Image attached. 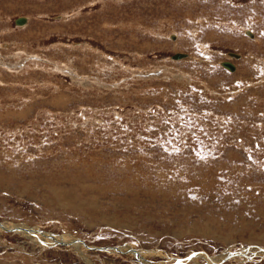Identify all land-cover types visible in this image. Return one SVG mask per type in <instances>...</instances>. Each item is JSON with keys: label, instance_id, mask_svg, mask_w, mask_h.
<instances>
[{"label": "rangeland", "instance_id": "1", "mask_svg": "<svg viewBox=\"0 0 264 264\" xmlns=\"http://www.w3.org/2000/svg\"><path fill=\"white\" fill-rule=\"evenodd\" d=\"M0 223L88 247L0 264H264V0H0Z\"/></svg>", "mask_w": 264, "mask_h": 264}, {"label": "bare ground", "instance_id": "2", "mask_svg": "<svg viewBox=\"0 0 264 264\" xmlns=\"http://www.w3.org/2000/svg\"><path fill=\"white\" fill-rule=\"evenodd\" d=\"M258 11V10H257ZM261 11V10H260ZM247 13V12H246ZM244 14V13H243ZM187 55L183 54V57H186ZM183 57H175L177 59H180V58H183ZM230 62V61H229ZM231 63V62H230ZM227 64V63H226ZM227 66V65H226ZM228 67V66H227ZM230 68V67H228ZM231 69V68H230ZM11 225V224H10ZM9 224H4V223H0V230L1 231H9V230H18V231H21V232H24V233H27L28 236L32 237V238H36L37 241L41 244L44 243V239H47V244H49L51 246V244H55V243H60V244H69V245H73V247H75L76 249H78L80 251V248L83 246V249L84 247L86 248L87 246L86 245H83L82 242H79L78 239H75L74 237H64V236H59L54 234V233H49V232H44V231H35L34 229L35 228H31V227H26V226H20V225H11L10 226ZM0 231V232H1ZM49 233V234H48ZM64 244V245H65ZM49 247V246H48ZM88 248V247H87ZM261 249L260 247L259 248H255L254 250H259ZM118 251V250H117ZM260 251V250H259ZM82 253V251H80ZM259 253H264V250H261ZM237 254V253H236ZM138 255V253H137ZM205 255V254H204ZM240 257H243V258H248L249 259V256L248 254H243V253H240L239 254ZM258 255V254H257ZM260 255V254H259ZM262 255V254H261ZM264 255V254H263ZM201 257H203L202 255H199ZM199 256H194V258H188V259H191V260H194L196 259V257H199ZM206 257H203V258H209L208 262H211V263H214V264H219L221 260H224V259H215V261H213V258L209 257L208 255H205ZM224 258V257H223ZM188 259H185V260H188ZM143 260V259H141ZM144 261V260H143ZM190 261V260H189ZM182 260H179V263H181ZM186 262V261H185ZM219 262V263H218ZM222 262V261H221ZM91 263V262H89ZM184 264V262H182ZM93 264V263H91ZM163 264V263H161Z\"/></svg>", "mask_w": 264, "mask_h": 264}, {"label": "water", "instance_id": "3", "mask_svg": "<svg viewBox=\"0 0 264 264\" xmlns=\"http://www.w3.org/2000/svg\"><path fill=\"white\" fill-rule=\"evenodd\" d=\"M26 21H27L26 17H20L18 18L17 23L21 25V24H24ZM174 57H183V54H176L174 55ZM226 65L230 67L231 69L234 68V66L231 63H227ZM260 250H263V249H260Z\"/></svg>", "mask_w": 264, "mask_h": 264}]
</instances>
